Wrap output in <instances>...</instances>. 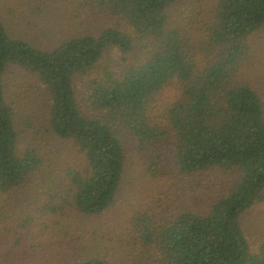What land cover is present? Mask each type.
Returning a JSON list of instances; mask_svg holds the SVG:
<instances>
[{"label":"trees","instance_id":"1","mask_svg":"<svg viewBox=\"0 0 264 264\" xmlns=\"http://www.w3.org/2000/svg\"><path fill=\"white\" fill-rule=\"evenodd\" d=\"M178 1L97 0L99 9L121 18L124 26L71 36L48 48L11 37L0 21V194L20 188L44 167L41 152L26 143L32 125L23 120L18 126L8 101L7 82L18 73L43 89L48 131L83 160L63 173L65 191L54 190L50 180L44 184L47 214L70 210L101 216L116 200L130 138L139 151L148 152L168 136L173 165L181 173L219 170L237 177L203 214L186 211L154 227L145 221L144 232H138L155 259L160 264H264V243L252 251L240 223L264 192V104L237 71L248 38L264 29V0H216L215 20L198 48L186 28L171 26L168 10ZM109 48L120 53V63L99 68ZM212 48V58L199 59ZM167 89L176 94L160 127L151 111ZM164 163L165 157L153 152L145 171L156 178ZM33 219L38 231L37 215L19 218L18 225ZM70 264L109 263L83 256Z\"/></svg>","mask_w":264,"mask_h":264},{"label":"rangeland","instance_id":"2","mask_svg":"<svg viewBox=\"0 0 264 264\" xmlns=\"http://www.w3.org/2000/svg\"><path fill=\"white\" fill-rule=\"evenodd\" d=\"M96 2L0 0V21L11 37L37 48L55 47L71 36L97 34L105 28L124 26L121 18L99 9ZM215 3L216 0L178 1L168 10L171 26L186 28L190 37L193 36L192 44L198 48L208 36L206 26H211L215 20ZM141 51L137 57L143 54ZM215 53L214 48L210 52L203 50L199 59L207 62ZM120 58L116 48H109L99 68H116ZM237 71L264 104V29L248 38ZM6 86L8 101L14 108V121L18 126L23 120L32 125L26 143L41 152L44 167L20 188L0 194V264H70L83 256L107 260L109 264H160L152 247L138 232H144V222L154 227L186 211L203 214L236 180L234 173L219 170L181 173L173 165V148L168 136L164 143L148 152L139 151L136 141L130 138L128 163L116 200L109 210L93 218L76 215L70 210L47 214L42 209L47 200L44 184L50 180L54 190L65 191L63 173L79 168L83 160L71 144L58 140L48 131L49 102L42 88L18 73H12ZM175 94L174 89L164 90L152 106L151 118L160 127L166 125L167 105ZM153 152L165 157L156 178L145 171V163ZM34 215L38 216V231L34 219L22 222L19 227V218ZM4 220L18 226L20 231L15 232L18 227L11 229ZM240 223L251 250L256 251L264 243V192L259 202L241 216ZM16 240L22 241L21 245L16 246Z\"/></svg>","mask_w":264,"mask_h":264}]
</instances>
